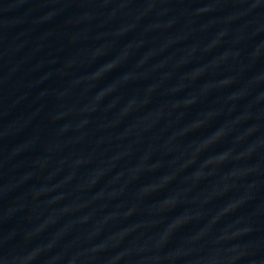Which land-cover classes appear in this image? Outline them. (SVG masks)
<instances>
[{
  "label": "water",
  "instance_id": "obj_1",
  "mask_svg": "<svg viewBox=\"0 0 264 264\" xmlns=\"http://www.w3.org/2000/svg\"><path fill=\"white\" fill-rule=\"evenodd\" d=\"M0 264H264V0H0Z\"/></svg>",
  "mask_w": 264,
  "mask_h": 264
}]
</instances>
